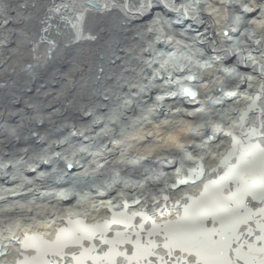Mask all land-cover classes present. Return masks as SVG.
<instances>
[{
	"label": "bare ground",
	"instance_id": "6f19581e",
	"mask_svg": "<svg viewBox=\"0 0 264 264\" xmlns=\"http://www.w3.org/2000/svg\"><path fill=\"white\" fill-rule=\"evenodd\" d=\"M2 1L0 264H264V0Z\"/></svg>",
	"mask_w": 264,
	"mask_h": 264
},
{
	"label": "snow or ice",
	"instance_id": "6c2138e0",
	"mask_svg": "<svg viewBox=\"0 0 264 264\" xmlns=\"http://www.w3.org/2000/svg\"><path fill=\"white\" fill-rule=\"evenodd\" d=\"M237 195L240 197H243L244 192L242 189H238L237 190ZM179 238L181 240H185L188 242H192L191 237L188 234H180ZM179 246V244H178ZM193 247H197V243L193 242L192 244ZM217 249L215 247H211L208 248L207 246H203L202 248H197V251L195 252V256H196V264H203L204 261H206L209 257V255H212L213 258H215V253H216ZM223 259H226V255H222ZM184 264H187V261H184Z\"/></svg>",
	"mask_w": 264,
	"mask_h": 264
},
{
	"label": "rangeland",
	"instance_id": "374dc122",
	"mask_svg": "<svg viewBox=\"0 0 264 264\" xmlns=\"http://www.w3.org/2000/svg\"><path fill=\"white\" fill-rule=\"evenodd\" d=\"M0 2H3V1H2V0H0ZM3 16H4V15H3ZM26 78H27V80H26V81H27V83H28V84H32V82H33V81L30 79V77H29V78H28V77H26ZM219 89H220V88H219ZM219 89H218V91H219Z\"/></svg>",
	"mask_w": 264,
	"mask_h": 264
}]
</instances>
